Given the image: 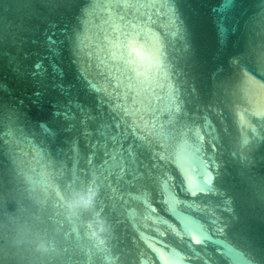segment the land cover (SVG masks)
Segmentation results:
<instances>
[{
	"label": "water",
	"instance_id": "95a60500",
	"mask_svg": "<svg viewBox=\"0 0 264 264\" xmlns=\"http://www.w3.org/2000/svg\"><path fill=\"white\" fill-rule=\"evenodd\" d=\"M240 67L264 81V0H0V264H158L157 216L211 234L167 233L170 264H231L221 241L264 264V87ZM205 171L172 217L158 177ZM89 186L103 251L57 195Z\"/></svg>",
	"mask_w": 264,
	"mask_h": 264
},
{
	"label": "snow or ice",
	"instance_id": "6c2138e0",
	"mask_svg": "<svg viewBox=\"0 0 264 264\" xmlns=\"http://www.w3.org/2000/svg\"><path fill=\"white\" fill-rule=\"evenodd\" d=\"M227 4V3H226ZM132 37L130 34H126L125 40L119 43H116L112 47L111 58L113 61H121L124 59L122 48L131 47L132 46ZM159 50L162 54L164 44L163 41H158ZM239 81L240 83L247 86H254L256 84H260L264 87V81H261L254 74L249 72L246 68H239ZM253 115L264 118V111L261 112H253ZM164 157H161L163 159ZM214 178L210 173L206 171L202 173L201 179L199 182H192L186 180L183 183L182 188H179L177 184L173 181V179L163 173L160 177H158V185L159 190L161 191V199L164 205L167 208L168 213L176 219L177 214L188 216V214L182 212V208L184 206V201L181 199V192L190 194L192 197H196L199 194H207L213 191L212 184ZM193 207H196V204H193ZM155 212V209L152 210ZM167 219L157 216L155 218V225L157 226V230L159 232V236L161 238V242H159V247L157 248V256L156 259L158 264H170V255H166V253L170 252V247L167 242L163 241V238L167 233H171L178 240L184 241L185 237H188L191 240V243L194 245H200L205 243L211 239V234L206 232L203 228L199 230L188 227L186 229H182L179 221L176 220V223H167ZM187 223V222H186ZM179 225V226H178ZM167 228V231L164 228ZM223 229H220V232H223ZM223 254L224 256L231 261L233 264V258L236 256L238 250L235 247L230 246L226 242H222Z\"/></svg>",
	"mask_w": 264,
	"mask_h": 264
},
{
	"label": "clouds",
	"instance_id": "9594fccd",
	"mask_svg": "<svg viewBox=\"0 0 264 264\" xmlns=\"http://www.w3.org/2000/svg\"><path fill=\"white\" fill-rule=\"evenodd\" d=\"M57 195L63 200L68 217L79 218L85 213L90 214V218L84 222L86 229L85 239L97 250H106L110 227L107 220L96 208L98 189L94 186H89L87 190L74 191L67 197L62 196L59 191H57ZM36 250L47 253L50 250V245L46 243L38 244Z\"/></svg>",
	"mask_w": 264,
	"mask_h": 264
}]
</instances>
